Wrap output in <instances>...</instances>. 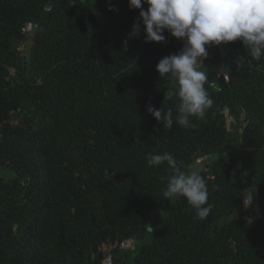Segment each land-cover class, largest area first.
<instances>
[{
	"label": "trees",
	"instance_id": "16d2710c",
	"mask_svg": "<svg viewBox=\"0 0 264 264\" xmlns=\"http://www.w3.org/2000/svg\"><path fill=\"white\" fill-rule=\"evenodd\" d=\"M138 16L128 0H0V264H103L105 244L112 264H264V63L239 40L208 47L212 109L164 128L147 107L175 121L178 99L156 65L183 42L130 37ZM165 151L205 177V220L162 197L170 169L146 156Z\"/></svg>",
	"mask_w": 264,
	"mask_h": 264
},
{
	"label": "clouds",
	"instance_id": "9594fccd",
	"mask_svg": "<svg viewBox=\"0 0 264 264\" xmlns=\"http://www.w3.org/2000/svg\"><path fill=\"white\" fill-rule=\"evenodd\" d=\"M128 4L139 10L130 37H139L143 25L145 42H165V31L183 42L177 53L156 65L160 77L174 86L169 88L170 96L178 99L175 121L172 108L147 107L164 128L171 129L174 122L195 128L194 118L203 120L212 109L214 100L206 88L209 77L203 70L208 47L239 40L252 60L264 63V0H128ZM113 8L110 5L109 10ZM235 63L242 67L247 60L238 57ZM146 161L149 167L167 164L170 169L169 175L161 177L166 185L163 198L184 197L197 219L209 216L213 205L208 203L209 189L202 174L182 170L183 162L168 151L148 153Z\"/></svg>",
	"mask_w": 264,
	"mask_h": 264
},
{
	"label": "rangeland",
	"instance_id": "374dc122",
	"mask_svg": "<svg viewBox=\"0 0 264 264\" xmlns=\"http://www.w3.org/2000/svg\"><path fill=\"white\" fill-rule=\"evenodd\" d=\"M30 42H31V36L28 39V43H30ZM26 50H27V45L26 46H23V48H22L23 53ZM204 71L207 73V71L205 69H204ZM229 121H230V118H229ZM211 162H212V156L211 155L205 156V157H203V158H201V159L198 160V162H197V168L199 170L208 168V165ZM244 205L247 208H249L251 206V197H250L249 194H247L245 196V198H244ZM124 242H126V244L124 245V247L125 248H128V249H135L136 246H137L135 242L128 243L127 240L124 241ZM113 248H114V245L112 246V245H109V244H105L103 246V249H104V252H105V259L108 258L109 256H113V251H112Z\"/></svg>",
	"mask_w": 264,
	"mask_h": 264
},
{
	"label": "water",
	"instance_id": "95a60500",
	"mask_svg": "<svg viewBox=\"0 0 264 264\" xmlns=\"http://www.w3.org/2000/svg\"><path fill=\"white\" fill-rule=\"evenodd\" d=\"M204 70V69H203ZM208 77H209V80H211V78H210V76L208 75ZM171 88H173L174 89V86H171ZM169 93V92H168ZM215 157H220V153H217L216 155H215ZM111 172V170H108V173H110ZM168 206H169V204L167 203L165 206H164V209L166 210L167 208H168ZM252 209H253V205H252ZM161 215H162V211H160V210H155L152 214H151V216H150V219H151V223H150V226H151V228H153V226H154V223L161 217ZM223 222H224V220H223ZM218 225H216L215 226V229H214V232H216V230L218 229ZM140 243H142V242H139V245H140ZM143 243H144V241H143Z\"/></svg>",
	"mask_w": 264,
	"mask_h": 264
},
{
	"label": "built area",
	"instance_id": "2783aa9c",
	"mask_svg": "<svg viewBox=\"0 0 264 264\" xmlns=\"http://www.w3.org/2000/svg\"><path fill=\"white\" fill-rule=\"evenodd\" d=\"M35 23H28L26 24V26L23 28V31L28 33L30 31H33L35 29ZM245 209H247V207L245 206ZM126 241V240H125ZM128 243L134 242L133 239L127 240ZM126 244V242H122L121 246L124 247V245ZM103 264H112V256H109L108 258H106L103 262Z\"/></svg>",
	"mask_w": 264,
	"mask_h": 264
}]
</instances>
